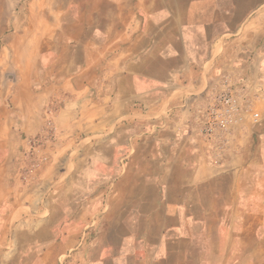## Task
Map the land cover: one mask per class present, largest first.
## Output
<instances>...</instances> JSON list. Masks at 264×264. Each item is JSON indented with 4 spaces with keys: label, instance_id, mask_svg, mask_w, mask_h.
Instances as JSON below:
<instances>
[{
    "label": "crops",
    "instance_id": "0c3cea01",
    "mask_svg": "<svg viewBox=\"0 0 264 264\" xmlns=\"http://www.w3.org/2000/svg\"><path fill=\"white\" fill-rule=\"evenodd\" d=\"M29 4L34 100L59 103L74 169L48 209L4 206L36 127L9 126L0 84V264H264V0ZM226 87L244 120L211 143L204 106Z\"/></svg>",
    "mask_w": 264,
    "mask_h": 264
},
{
    "label": "rangeland",
    "instance_id": "374dc122",
    "mask_svg": "<svg viewBox=\"0 0 264 264\" xmlns=\"http://www.w3.org/2000/svg\"><path fill=\"white\" fill-rule=\"evenodd\" d=\"M30 2L31 0H0V43L7 47L5 63L0 70V84L7 92L4 108L1 106V110L8 114L9 126L14 127L15 120L19 122L25 117L28 125L32 121L36 127L34 134L25 140L27 149L22 162L19 165L12 163L7 167V185L10 188L8 194L11 195L4 203L7 209L14 207L13 195L16 193L23 199L18 209H30L31 200H36L35 196L30 197L32 194L39 196V209H48L47 196L51 194L52 197L53 192L62 187L63 176L74 169L55 158L58 142L62 140L59 103L50 97H45L43 101L34 100L39 89L36 70L42 75L41 67L45 60L40 55L25 53V47H21L24 32L30 36V32L36 31L32 27L38 26L29 16ZM79 14L78 7H73L72 18ZM28 40L29 38L26 39ZM18 48L22 52L15 54ZM30 66L35 70L31 71L28 68ZM69 200L64 199L66 204Z\"/></svg>",
    "mask_w": 264,
    "mask_h": 264
},
{
    "label": "built area",
    "instance_id": "2783aa9c",
    "mask_svg": "<svg viewBox=\"0 0 264 264\" xmlns=\"http://www.w3.org/2000/svg\"><path fill=\"white\" fill-rule=\"evenodd\" d=\"M245 110L239 106L232 88L226 87L214 94L205 104L200 134L208 142L216 141L229 127L244 120ZM254 122L258 112L250 111Z\"/></svg>",
    "mask_w": 264,
    "mask_h": 264
}]
</instances>
